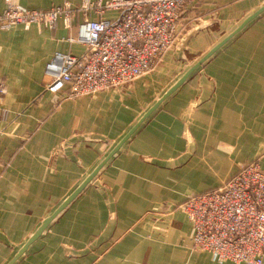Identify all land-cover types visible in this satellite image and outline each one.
<instances>
[{"label":"crops","instance_id":"crops-1","mask_svg":"<svg viewBox=\"0 0 264 264\" xmlns=\"http://www.w3.org/2000/svg\"><path fill=\"white\" fill-rule=\"evenodd\" d=\"M11 3L22 10L66 3L73 15L69 28L59 21L52 30H0L6 88L0 264H8L142 115L264 0L189 3L175 44L150 72L126 87L73 100L46 91V66L55 54H85L77 41L87 17L80 0H0V13ZM116 17L112 11L88 15ZM184 56L180 71H173ZM250 163L264 172V13L160 105L14 264H232L192 250L193 229L180 206Z\"/></svg>","mask_w":264,"mask_h":264},{"label":"built area","instance_id":"built-area-1","mask_svg":"<svg viewBox=\"0 0 264 264\" xmlns=\"http://www.w3.org/2000/svg\"><path fill=\"white\" fill-rule=\"evenodd\" d=\"M198 0H81L85 12L77 41L83 56L55 54L46 66V91L66 99L126 87L150 72L169 51L178 33L180 13ZM117 13L113 20H89L94 13ZM72 7L22 10L11 3L0 13V30L40 25L52 30L59 21L70 27ZM73 42V40H69ZM6 93L0 79V103ZM193 229L192 249L219 263L264 264V172L257 164L241 166L225 184L189 197L180 206Z\"/></svg>","mask_w":264,"mask_h":264},{"label":"water","instance_id":"water-1","mask_svg":"<svg viewBox=\"0 0 264 264\" xmlns=\"http://www.w3.org/2000/svg\"><path fill=\"white\" fill-rule=\"evenodd\" d=\"M264 13V5L248 16L233 32L228 34L223 40L216 44L202 58H200L193 66H191L138 120V122L125 134V136L114 146L108 155L100 162V164L92 171V173L76 188V190L60 204V206L46 218L35 233L27 240L17 254L8 264H14L34 243L50 225V223L86 188V186L97 176L105 164L121 149V147L131 138V136L139 129V127L167 100L174 92H176L188 78L201 66H203L218 50L225 46L233 37L239 34L251 22Z\"/></svg>","mask_w":264,"mask_h":264},{"label":"rangeland","instance_id":"rangeland-1","mask_svg":"<svg viewBox=\"0 0 264 264\" xmlns=\"http://www.w3.org/2000/svg\"><path fill=\"white\" fill-rule=\"evenodd\" d=\"M80 1H81V0H80ZM199 1H201V0L193 1V2H199ZM189 3H191V2H189ZM189 3H188V4H189ZM188 4H187V5H188ZM187 5H186V6H187ZM186 6H185V7H186ZM17 7H18V6H17ZM185 7H184V8H185ZM79 8H80V5H79ZM182 11H183V10H182ZM182 11H181V12H182ZM180 16H181V13H180ZM179 21H180V18H179ZM178 31H179V23H178ZM177 34H178V33H177ZM176 37H177V35H176ZM174 44H175V42H174ZM173 50H174V49H173ZM167 52H168V51H167ZM167 52H166V53H167ZM172 52H173V51L171 50V51L169 52V54H171ZM166 53H165V54H166ZM165 54H164V55H165ZM167 54H168V53H167ZM164 55H163V56H164ZM182 55H183V54H182ZM160 59H161V58H160ZM160 59H159V60H160ZM186 59H187L186 56H184L183 58H177V60H179V61H177L178 63H177V62H176V63H173L174 68H176V69H173V71H178V72H179L180 70L177 69V67H178V66H179V67L183 66V65H181V63H184ZM159 60H158V62H159ZM158 62H157V63H158ZM157 63H156V64H157ZM160 64H161V63H160ZM160 64H159L158 66H160ZM158 66H157V67H158ZM157 67H156V68H157ZM156 68H155V69H156ZM155 69H154V70H155ZM135 81H136V80H135ZM127 86H128V85H127ZM122 88H123V87H122ZM5 115H6V111L0 109V119H1V118H5ZM225 183H226V182H225ZM220 187H221V186H220ZM215 190H216V189H215ZM206 193H208V192H206ZM202 194H204V193H202ZM198 195H199V194H198ZM183 204H184V203H183ZM187 220H188V219H187ZM188 222H189V221H188ZM192 237H193V236H192ZM192 250H193V249H192ZM193 251H194V250H193ZM196 252H197V251H196Z\"/></svg>","mask_w":264,"mask_h":264}]
</instances>
